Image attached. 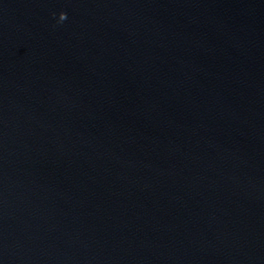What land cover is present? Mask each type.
<instances>
[{
  "label": "water",
  "instance_id": "water-1",
  "mask_svg": "<svg viewBox=\"0 0 264 264\" xmlns=\"http://www.w3.org/2000/svg\"><path fill=\"white\" fill-rule=\"evenodd\" d=\"M0 264H264V0H0Z\"/></svg>",
  "mask_w": 264,
  "mask_h": 264
}]
</instances>
